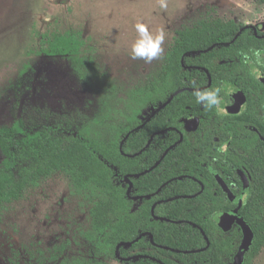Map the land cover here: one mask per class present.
<instances>
[{
	"label": "trees",
	"instance_id": "1",
	"mask_svg": "<svg viewBox=\"0 0 264 264\" xmlns=\"http://www.w3.org/2000/svg\"><path fill=\"white\" fill-rule=\"evenodd\" d=\"M257 1L264 4V0ZM252 49L261 50L264 54V33L236 20L226 21L212 15L202 17L177 31L167 62L156 74H150L143 88L137 86L128 91L125 102L119 97L122 90L109 83L108 73L99 75L95 72L94 61L85 54L81 32H54L42 41L41 54L51 62L68 66L75 84H92L99 98L94 103L88 100L82 106L84 115L66 122L41 113L38 105L34 109V103L31 108L38 114L35 115L37 119H33L28 111L29 117H24L25 113L22 112L27 103L21 101L24 100L23 92L29 90L26 85L28 74L35 66L25 64L19 78L6 87L7 95L14 96L16 103L12 107L15 111L11 115L12 122L0 124V152L3 155L0 162V211L25 199L34 187L61 174L66 176L89 212L86 247L68 253L70 248L67 244L52 246L49 262L43 264L120 262L122 258L136 255L137 243H126L135 241L140 229L151 232L157 243L171 248L192 250L207 247L204 254L191 256L204 257L208 264H233L243 241V232L237 226L226 233L217 225L221 212L236 204L227 198L214 176L205 172L203 162L200 163L213 161L211 150L200 156L191 155V159H188L191 144L186 138L157 169L142 177H136V174L155 165L163 152L157 149L159 152L154 154L149 165L141 163L138 157H127L136 155L148 143L154 131L168 126L182 129L180 118L188 115L185 111L187 105L194 103L202 107L196 103L193 92L185 90L143 128L138 129L145 120L139 117L142 107H148L151 100L164 103L175 92L192 86L193 80L202 84L211 81L208 89L220 87L222 98L230 97L231 87L245 91L248 96L246 109L235 116L215 111V107L207 110L199 108L200 111L196 113L204 118L201 117L202 125L193 136L203 145L214 147L216 130L229 131L228 138L239 148L234 162L239 167L244 164L253 176L249 197L239 210L240 217L255 234L244 263L252 264L253 258L264 248V141L261 139L264 137V84L258 78L259 72L264 74V67L256 65L254 57L251 63L243 62L242 53L247 52L251 56ZM190 66L199 68L190 70ZM154 109L151 106L146 115L149 116ZM90 110L94 113L88 118ZM20 111L21 114H16ZM217 114L223 117H217ZM214 117L216 119L210 127L209 121ZM219 122H222V127L218 125ZM178 140L179 137L174 139L175 142ZM190 163L192 170L195 163V167L207 178L201 177L205 185L203 193L195 199H181L169 204L166 217L170 222L153 221L149 204L144 208L145 213L139 223L138 215L131 211V200L127 197L130 184L126 182V175L130 174L129 180L133 183L129 193H137L138 189L140 193H151L168 179L164 173L175 170V166L179 168L176 174L184 172L189 169ZM184 185L178 187L184 188V193H191L188 185ZM168 192L173 196L172 191ZM176 192L179 193L177 189ZM226 205L229 207L225 208ZM162 210L164 208L159 206L156 214H162ZM219 234L222 239L218 238ZM127 248L134 252L128 254ZM161 251L173 255L170 251ZM198 262L204 264L203 261ZM10 264L19 263L13 260ZM123 264L158 263L150 260L137 263L132 260Z\"/></svg>",
	"mask_w": 264,
	"mask_h": 264
},
{
	"label": "rangeland",
	"instance_id": "2",
	"mask_svg": "<svg viewBox=\"0 0 264 264\" xmlns=\"http://www.w3.org/2000/svg\"><path fill=\"white\" fill-rule=\"evenodd\" d=\"M208 15L236 20L264 33V4L257 0H168L166 10L157 0H0V124L12 122L16 100L7 95L6 87L19 78L27 63L35 67L28 74L29 90L23 92L21 101L27 103L22 112L25 118L28 111L37 119L34 109L38 105L41 113L52 119L76 120L84 115V104L99 100L92 84H75L68 66L41 54L42 41L54 32H81L85 54L94 61L95 72L108 73L109 83L122 90L119 97L126 102L128 91L146 85L176 31ZM137 22L148 24L153 32H165L164 52L151 63L129 56L137 38ZM93 113L90 110L87 117ZM2 158L0 152V162ZM88 214L66 176L51 177L31 189L25 199L0 211V264L13 260L19 264L48 263L52 246L67 244L68 253L85 248ZM252 264H264V248Z\"/></svg>",
	"mask_w": 264,
	"mask_h": 264
},
{
	"label": "flooded vegetation",
	"instance_id": "3",
	"mask_svg": "<svg viewBox=\"0 0 264 264\" xmlns=\"http://www.w3.org/2000/svg\"><path fill=\"white\" fill-rule=\"evenodd\" d=\"M182 26L179 28L181 29ZM178 29V30H179ZM256 29V28H255ZM177 30V31H178ZM177 31L176 36L173 40V43L175 42V39L177 37ZM171 44V46L173 45ZM170 46V48H171ZM166 52L163 59L158 63L156 70L154 73L156 74L167 62V55L170 51ZM184 64V61H183ZM190 70L193 68L198 69V66H190L188 67ZM262 73V72H259ZM258 73V74H259ZM263 74V73H262ZM211 79V78H210ZM197 87L200 90L208 89L211 87L212 82L209 83H196ZM144 87V86H140ZM190 91L193 92L195 89L192 86H188L184 89H181L177 92H175L170 99L165 101L164 103H161L159 101H152L149 102L148 107H142L140 118L143 121V123L138 127V129L143 128L151 119L153 116L157 115L159 112H161L163 109H165L177 96L183 91ZM230 97L222 98L220 106L217 108L215 107V111H219L222 114L227 113L228 115H238L243 112V110L246 109V105L248 103V96L245 91L239 89V88H229ZM243 92L246 96V102L242 105L239 113L233 114L230 113L229 108L236 105L237 100L235 98V95ZM186 105V104H185ZM184 105V106H185ZM155 107L154 111L147 116L148 110L150 107ZM203 110V107H199L195 105L194 103H191V105L186 106V113L187 116H182L180 118V122L182 125V129L175 127V126H168L165 129L156 130L152 133L151 138L149 139L148 143L141 147V149L136 153V155H127V157H138L140 162L149 165L151 158L156 154L157 149H160V151L163 152L162 157L160 158L157 163L151 167H149L147 170L138 172L136 174V177H142L145 174H149L150 172L154 171L155 169L160 166V163L167 157L171 151L175 150L179 144H181L184 139L187 138V141L192 145L188 147L189 155L188 159H191V155H202L206 154L207 152H210L212 154L213 161H200V163L203 162V166L206 168L205 171L207 174H212L215 178L216 183L219 185V187L222 189V191L227 195V198L232 202L235 203L236 206H231L229 210L222 211L220 214V218L217 220L218 222L221 221L224 216L231 215V216H239V210L243 204V202L249 197L250 193V187L253 183V176L251 172L246 168V166L243 164L242 167H239L237 163L234 161L237 160L235 157V154L239 152L238 146L234 145V141L232 139L228 138V132L227 130L219 128L216 130V145L214 147H211L208 144L203 145V143L199 142L196 139V136H193V134L198 133L199 128L201 127V117L204 118L203 115H199L200 110ZM174 109V108H172ZM171 110V109H170ZM182 112V109H180ZM169 111V110H168ZM147 116V117H145ZM222 115L217 114V117ZM216 117H214L212 120L209 121L211 123V126H213V121H215ZM212 121V122H211ZM218 125L222 127V122H219ZM255 130V129H254ZM214 131V130H213ZM257 131V130H255ZM210 132V129L207 131V133ZM205 133H203L202 137ZM176 137H179V140L177 142L174 141ZM261 139L264 141V137L262 136ZM169 146L168 148L166 146ZM202 145V146H201ZM201 146V147H199ZM226 146V147H225ZM223 148L224 151H218V149ZM153 149V150H152ZM145 153H147V156L145 157ZM254 153V152H253ZM250 161V160H249ZM251 162H248L250 164ZM193 170L191 168V163L189 169L185 170L184 172L176 174V172H179V168L175 166V170H171L170 173H164L166 174V177L168 178L163 185L156 191L151 193H140V190H137V193H129V190L133 187V183L129 180L131 178L130 174L126 175L125 179L126 182L130 184V187L127 189V197L129 200H131V211L136 212L138 215L139 223L140 218H142L143 214L145 213L144 208L151 204V213H152V220L153 221H165L170 222L171 220L167 219L166 217V207H168L169 204H172L173 201L177 200H187V199H195L199 197L203 191L205 190V185L203 181L201 180V177L204 179H207L206 177H203V174L195 167V163L193 164ZM156 174V173H155ZM223 182V183H222ZM210 183V182H208ZM188 185L189 192L191 193H184V188H179L180 185ZM184 185V186H185ZM215 189L214 184H212ZM198 187H201V189H198ZM176 189L179 193L176 192ZM168 191H172V194H168ZM188 192V190H187ZM221 200H224L222 197ZM159 206H162L164 210L161 211L162 214H156V210ZM229 206L226 205L225 208H228ZM241 218V217H240ZM184 221V220H183ZM182 222V221H181ZM177 222V223H181ZM189 222V221H184ZM237 226H240L238 223H235L232 228L228 231L223 229L218 225V227L226 233H230L233 229H235ZM196 227V226H195ZM241 227V226H240ZM142 229L139 230L140 234L136 238L135 241L126 243V245H131L134 242L137 243L136 248V255H131L125 258H122L120 260V264H123L124 262H130L132 260H136L138 262H142L144 260H150L153 262H156L158 264H166L164 262H173L174 264H199L198 261H203L204 264H208V261L204 257H192L193 254H204L207 250V247H199L192 250L189 249H175L171 248L165 245H162L160 243H157L155 241V237L151 232H142ZM243 232V230H242ZM219 239H222V235H218ZM244 238V234H243ZM241 247V246H240ZM170 251L173 255H168L166 253H163V251ZM126 252L128 254H131L134 252V250H130L127 248ZM178 255V257L176 256ZM161 257V258H160ZM235 260V259H234ZM234 264V262H233Z\"/></svg>",
	"mask_w": 264,
	"mask_h": 264
},
{
	"label": "clouds",
	"instance_id": "4",
	"mask_svg": "<svg viewBox=\"0 0 264 264\" xmlns=\"http://www.w3.org/2000/svg\"><path fill=\"white\" fill-rule=\"evenodd\" d=\"M157 2L161 9L166 10L168 8V0H157ZM135 31L137 38L129 50L130 58L132 60H143L145 63H151L153 60L158 59L164 52V48L162 47L165 42L164 30L160 29L153 32L150 30L148 24L137 22L135 24ZM250 51L251 56L247 52L242 53L243 62L246 64L251 63L254 57V63L260 67H264V54H262V51L258 49ZM191 83L195 89L193 95L198 105H201L206 110L220 106L222 100L220 87L200 90L195 80ZM218 151L223 152L224 149L221 148Z\"/></svg>",
	"mask_w": 264,
	"mask_h": 264
},
{
	"label": "water",
	"instance_id": "5",
	"mask_svg": "<svg viewBox=\"0 0 264 264\" xmlns=\"http://www.w3.org/2000/svg\"><path fill=\"white\" fill-rule=\"evenodd\" d=\"M258 78L264 84V74L259 73ZM235 98L237 100L236 105L229 108L230 113H233V114L239 113L242 105L246 102V96L243 92L236 94ZM235 223H238L241 226L243 230L244 238H243L240 250L235 257L234 264H244L246 254L249 252L253 244L255 234L253 230L251 229V227L239 216H231V215L224 216V218L218 222V225L222 227L223 229H225L226 231H228L232 228V226Z\"/></svg>",
	"mask_w": 264,
	"mask_h": 264
}]
</instances>
